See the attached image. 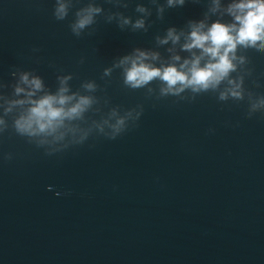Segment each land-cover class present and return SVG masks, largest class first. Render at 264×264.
I'll use <instances>...</instances> for the list:
<instances>
[{
	"label": "water",
	"instance_id": "obj_1",
	"mask_svg": "<svg viewBox=\"0 0 264 264\" xmlns=\"http://www.w3.org/2000/svg\"><path fill=\"white\" fill-rule=\"evenodd\" d=\"M66 2L68 15L57 20L55 0H0V96L12 98V73L25 71L50 92L71 75V92L94 98L74 122L88 138L51 156L4 117L0 264H264V109L253 110L264 99V54L237 51L244 63L230 78L242 80L239 101L220 99L226 81L179 96H161L158 80L131 89L113 65L136 48L168 60L171 43L156 37L171 26L187 31L210 0L166 9L163 19L150 0ZM89 4L103 11L76 37L70 25ZM137 4L152 12L146 31L108 21L117 12L135 20ZM217 18L209 13V22ZM90 81L95 91L82 87ZM113 110L141 112L114 140L107 125L95 127L113 123Z\"/></svg>",
	"mask_w": 264,
	"mask_h": 264
},
{
	"label": "clouds",
	"instance_id": "obj_2",
	"mask_svg": "<svg viewBox=\"0 0 264 264\" xmlns=\"http://www.w3.org/2000/svg\"><path fill=\"white\" fill-rule=\"evenodd\" d=\"M155 5L157 19H163L166 9L182 8L186 3L200 4L201 0H150ZM117 3L127 7L124 0ZM66 0H55L53 15L57 20H64L68 15ZM103 9L89 4L76 13L75 21L70 25L76 37H80L84 29L95 23L96 16ZM135 12L139 16L133 20L122 13H114L107 17L108 21L115 19L123 29L130 26L132 30H147L148 18L152 12L144 4H137ZM209 13L220 18L209 22ZM227 16L225 22L222 17ZM159 45H168L170 53L168 60H161L160 53L136 48L129 55L122 56L113 67L120 68L124 84L131 89L146 87L153 80L161 82V96H179L185 90L200 93L215 90L223 82L227 87L220 93V99L232 98L239 101L242 96V80H233L230 74L244 63L243 56H237V51H249L255 55L264 54V0H210V6L203 18L189 19L187 31L178 30L175 26L168 27L163 37H156ZM183 41V42H181ZM178 46V48H177ZM33 52L39 49H33ZM179 52L189 55L182 57ZM111 69H105L108 76ZM16 78L12 98L0 96V134L8 125L4 117L12 114V128L16 135L35 141L38 146H47L45 154L54 155L68 148L70 144H83L88 138L90 129L80 128L74 122L83 119L84 114L94 103V98L71 92L68 81L71 75L58 76L59 87L55 92L45 89L43 80L31 72H13ZM82 87L92 92L96 89L94 82H87ZM152 90L149 89V92ZM264 109V99L253 105V110ZM135 111V110H133ZM129 111L125 116H119L113 110L109 119L102 124H96L99 132L104 133V126L111 130L105 133L109 139H115L125 130L127 119H139L141 112ZM5 160L12 158L5 154ZM51 190V188H49ZM61 196L60 192L56 193Z\"/></svg>",
	"mask_w": 264,
	"mask_h": 264
}]
</instances>
